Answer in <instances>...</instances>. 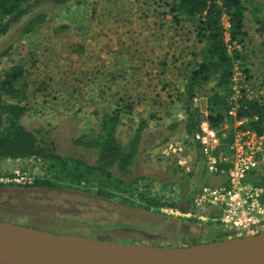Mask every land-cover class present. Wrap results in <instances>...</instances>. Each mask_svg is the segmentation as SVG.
<instances>
[{
	"label": "rangeland",
	"instance_id": "374dc122",
	"mask_svg": "<svg viewBox=\"0 0 264 264\" xmlns=\"http://www.w3.org/2000/svg\"><path fill=\"white\" fill-rule=\"evenodd\" d=\"M70 4L35 8L30 16L35 12L48 14L42 25L23 34L18 23L0 37V52L12 45L3 68L21 64L25 71L27 111L20 123L35 133L46 150L89 163L96 159V151L75 140L83 136L82 143H87L94 137L103 113L120 110L117 134L122 143L145 123L131 173L124 180L138 177L147 195L189 211L188 202L202 186L222 184L226 179L205 169L185 132L183 61L201 46L194 39L192 26L187 21L173 24L167 9L152 0ZM254 4L264 18V0ZM246 20L248 36L243 52L248 55L244 66L248 72L246 75L237 69L240 75L234 86L237 92L243 88L250 97L264 96V31L251 12ZM139 54L161 60L141 62ZM176 70L182 74L176 75ZM203 91L197 92L196 100ZM127 105H131V112L125 110ZM170 144L174 152L168 148ZM262 166L264 159L259 168ZM10 172L16 174L12 180L17 185L0 187V221L91 238L108 233L111 241L155 246L208 242L221 232L210 221H192L165 213L163 208L158 212L144 210L62 185L25 187L24 183L44 172L42 162L35 158L0 159V173ZM259 172L264 175V170ZM9 180L6 175L0 178L2 182Z\"/></svg>",
	"mask_w": 264,
	"mask_h": 264
},
{
	"label": "trees",
	"instance_id": "16d2710c",
	"mask_svg": "<svg viewBox=\"0 0 264 264\" xmlns=\"http://www.w3.org/2000/svg\"><path fill=\"white\" fill-rule=\"evenodd\" d=\"M72 1L82 3L85 0H0V37L18 23L22 24L23 34L32 33L42 25L48 17L47 13H30L35 8L51 4L63 8L70 6ZM154 4L167 9L175 25L187 21L193 27L194 39L201 45L197 51L191 52V62L186 67L184 75L183 109L186 113L185 132L192 139L202 116L199 106L194 99L197 92L207 87V119L216 129L222 124L230 126L235 119L247 118L241 127L255 129L258 133L264 132V96L250 97L243 88H240L236 101L234 74L237 69L247 75L245 61L248 57L244 53L245 38L248 36L246 29L247 13L252 14L254 21L261 25L264 31V18L259 14L255 0H152ZM250 11V12H249ZM224 18L228 26H224ZM26 19L25 21H23ZM67 25H61L65 28ZM12 49L0 52V159L35 158L42 162V175H36L25 187H56L59 185L67 189L87 192L98 199L118 200L124 204L141 207L144 210L159 211L161 208L188 211L187 207L178 206L174 202L159 200L147 195L141 189L139 178L124 180L131 173L130 167L134 162L139 149L141 132L145 123H140L133 131L126 143H122L117 131L121 125V112L118 109L103 113L98 123L99 131L84 142V137L76 138V143L91 146L96 151V159L89 163L79 158L62 157L52 151L46 150L34 132L27 130L20 118L26 113L24 101L27 98L26 83L23 81L24 68L21 64H11L3 68V61ZM235 107V116L228 114ZM127 112L132 111L131 105L124 107ZM256 117L257 119H255ZM231 128V127H230ZM233 130L230 129L227 137L222 139L225 143L232 138ZM199 148L198 145H196ZM229 163L220 162L219 171L223 178ZM264 170V166L261 167ZM257 167L249 175L256 176L260 182L264 175ZM9 176V181H0L3 185H17L12 180L16 174L10 172L1 174ZM258 175V176H257ZM119 198V199H118ZM130 199V200H129ZM192 201L188 202V205ZM192 221L196 219L190 217ZM89 233V232H87ZM86 233V234H87ZM98 239L110 240L108 233L96 235ZM228 235L218 232L212 239L223 240Z\"/></svg>",
	"mask_w": 264,
	"mask_h": 264
},
{
	"label": "water",
	"instance_id": "95a60500",
	"mask_svg": "<svg viewBox=\"0 0 264 264\" xmlns=\"http://www.w3.org/2000/svg\"><path fill=\"white\" fill-rule=\"evenodd\" d=\"M0 264H264V231L185 246H155L0 221Z\"/></svg>",
	"mask_w": 264,
	"mask_h": 264
},
{
	"label": "built area",
	"instance_id": "2783aa9c",
	"mask_svg": "<svg viewBox=\"0 0 264 264\" xmlns=\"http://www.w3.org/2000/svg\"><path fill=\"white\" fill-rule=\"evenodd\" d=\"M223 23L228 26L226 18ZM238 75L235 72L233 80ZM237 96L235 88L233 101ZM200 110L202 116L191 140L199 146L201 159L210 173L220 170V162L229 163L226 179L222 184L202 186L194 195L189 211L172 208H163L162 211L210 221L228 238L264 231V181H258L256 176L249 178L264 159V132L260 134L255 129L241 127L247 118L235 119L232 138L223 148L222 139L227 137L225 131L230 130V125L224 123L216 129L207 119V107ZM235 112L233 107L228 114L234 117ZM168 148L175 151L171 144Z\"/></svg>",
	"mask_w": 264,
	"mask_h": 264
},
{
	"label": "crops",
	"instance_id": "0c3cea01",
	"mask_svg": "<svg viewBox=\"0 0 264 264\" xmlns=\"http://www.w3.org/2000/svg\"><path fill=\"white\" fill-rule=\"evenodd\" d=\"M190 26H191V25H190ZM192 29H193V27H192ZM197 50H198V49H197ZM197 50H193V51H197ZM191 52H192V51H191ZM191 52H190V55H191ZM156 55H157V54H156ZM137 56H138V58L140 59L141 62H143V60H144V61H147V59L150 60V61H160V60H161V59L159 60V59L157 58V56H153V57H150V58H149L148 56H145V55H142V54H139V55H137ZM191 59H192V56H191L190 58H189V57H188V58L186 57V59L184 58L183 64L185 63V64H184V68H185V69H186V67L189 65V63L191 62ZM154 65H156V64H154ZM154 65H153V66H154ZM143 67H147V66H143ZM185 69L183 70V73H184V74L186 73V72H184V71H186ZM154 71H157V70L154 69ZM176 72H177L176 75H180V74H182V71H177V70H176ZM184 74H183V75H184ZM140 75H141V74H140ZM152 75H153V74H152ZM150 76H151V75H150ZM155 76H157V75H155ZM204 89H205V88H204ZM205 90H206V89H205ZM200 91H203V89L200 90ZM207 92H208V90H207ZM207 92H204V91H203V94L201 95V93H200V95L198 96V100L194 99V100H196V105H197V101H198V102H199V105H198V106L201 107L202 109L207 107V103H208V102H207ZM205 94H206V95H205ZM195 98H196V97H195ZM183 112L185 113L184 110H183ZM185 114H186V113H185ZM185 119H186V118H185ZM230 129H233V127L230 128ZM193 145H194L193 147H194L195 149H197L198 152H199V148H196V145H197V144L194 143ZM199 153H200V152H199ZM203 164H204V163H203ZM204 166H205V165H204ZM205 169H206V168H205Z\"/></svg>",
	"mask_w": 264,
	"mask_h": 264
}]
</instances>
